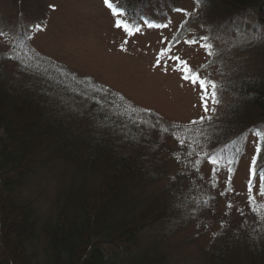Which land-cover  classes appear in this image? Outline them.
Masks as SVG:
<instances>
[{
  "label": "rangeland",
  "instance_id": "1",
  "mask_svg": "<svg viewBox=\"0 0 264 264\" xmlns=\"http://www.w3.org/2000/svg\"><path fill=\"white\" fill-rule=\"evenodd\" d=\"M171 1L181 13L169 12L167 18L168 2L158 0L151 8L152 18L164 24L149 28L132 27L130 22L121 26L124 17L112 14L103 0H30L25 3V14H18L12 0H0V76L15 87L20 80L18 67L39 71L42 66L51 81L61 76L70 86L74 79H90L121 97L126 106L118 111L133 118L144 135V144L135 148L148 158L152 170L166 175L152 189L160 201L169 198L168 220L154 231L159 250H166L169 264H207V256L223 241L224 227L251 230L264 213V192L259 183H250L253 131L240 143L232 142L229 158L217 153L214 159L204 158L196 147H201L210 132L220 141L226 136L221 122L236 100L233 88L225 87L221 75L255 68L260 59L250 46L253 39L225 38L191 2ZM254 13L253 9L246 11L233 21L244 24L243 28L253 25ZM190 40L196 43H186ZM24 77L23 73L22 82L28 80ZM214 83L216 88L211 87ZM143 113L158 120L153 122ZM163 123L179 131L162 135L158 128L163 129ZM240 147L247 149L234 155ZM69 176L60 164H54L27 177L23 195L40 219L49 218L62 205L57 203L58 197L70 182ZM175 178L180 183L174 184ZM258 234L256 238L241 237L238 245L243 251L246 246L252 249L253 244L258 245ZM41 249L34 242L30 252L35 262L43 260Z\"/></svg>",
  "mask_w": 264,
  "mask_h": 264
},
{
  "label": "trees",
  "instance_id": "2",
  "mask_svg": "<svg viewBox=\"0 0 264 264\" xmlns=\"http://www.w3.org/2000/svg\"><path fill=\"white\" fill-rule=\"evenodd\" d=\"M26 1L30 0H12L18 14H25ZM157 1L103 0L112 14L124 17L121 26L130 22L132 27L149 28L164 24L152 18ZM159 1L168 2L167 18L182 11L171 0ZM188 1L207 15L216 33L254 40L250 46L260 66L221 75L236 100L221 122L226 136L220 141L210 132L196 147L204 158L214 159L216 153L229 158L232 142L240 143L253 131L250 183H259L264 192V0ZM252 9L253 25L243 28L233 21ZM41 69L18 67L15 87L0 76V264H169L154 232L168 220L169 198L160 201L152 192L165 180V173L152 170L148 158L135 148L145 139L134 119L118 111L125 101L90 79H74L67 86L61 76L51 81ZM23 73L28 79L24 82ZM150 118L158 120L155 115ZM163 124L158 128L162 135L179 131ZM245 149L238 148L234 155ZM54 164L68 171L70 182L59 193L57 203L62 205L49 218L40 219L23 189L29 175ZM178 186L173 187L182 190ZM256 219L251 230L224 227L223 241L207 256V264H264V213ZM258 232V245L243 251L238 245L241 237L256 238ZM37 241L42 248L40 262L30 252Z\"/></svg>",
  "mask_w": 264,
  "mask_h": 264
},
{
  "label": "snow or ice",
  "instance_id": "3",
  "mask_svg": "<svg viewBox=\"0 0 264 264\" xmlns=\"http://www.w3.org/2000/svg\"><path fill=\"white\" fill-rule=\"evenodd\" d=\"M186 43H188L189 45H192V44L196 43V41L190 40V41H187ZM173 59L176 62H179L180 61V58L179 57H173ZM185 78L187 79V77H185ZM211 87L212 88H216V85L213 84ZM208 100H209V96L206 95L205 96V111H208ZM211 100H212V102H215L216 101V93L215 92L211 93Z\"/></svg>",
  "mask_w": 264,
  "mask_h": 264
}]
</instances>
